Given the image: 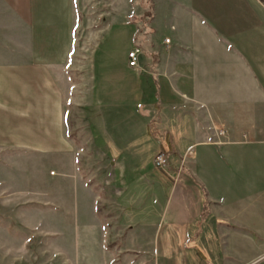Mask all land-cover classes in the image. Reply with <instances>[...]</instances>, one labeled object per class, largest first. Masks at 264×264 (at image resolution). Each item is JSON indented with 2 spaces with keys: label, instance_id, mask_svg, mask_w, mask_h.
Here are the masks:
<instances>
[{
  "label": "crops",
  "instance_id": "1",
  "mask_svg": "<svg viewBox=\"0 0 264 264\" xmlns=\"http://www.w3.org/2000/svg\"><path fill=\"white\" fill-rule=\"evenodd\" d=\"M148 2L152 15L135 11L134 0H0V152L52 158L59 172L50 176H83L94 198L99 180L127 203L161 197L152 264H192L187 247L204 226L218 230L222 264H264V0ZM86 31L93 47L128 38L117 62L106 48L110 78L98 89L90 81L87 97L77 90L86 130L78 144L65 129V101L79 85L67 70ZM152 117L162 138L151 135ZM161 150L164 176L152 166ZM108 237L137 244L113 228Z\"/></svg>",
  "mask_w": 264,
  "mask_h": 264
},
{
  "label": "rangeland",
  "instance_id": "2",
  "mask_svg": "<svg viewBox=\"0 0 264 264\" xmlns=\"http://www.w3.org/2000/svg\"><path fill=\"white\" fill-rule=\"evenodd\" d=\"M149 5L148 0H134L135 11L145 9L152 15ZM156 24L159 25L161 40L166 33V28H163L165 22ZM127 38L122 35L111 38L112 41L110 38L105 42L99 40L93 47L94 39L86 31L70 55L67 76L72 84L77 78L79 85L71 88L70 99L65 101V105L69 103L65 107V129L75 143L81 144L86 133L77 105V90H85L81 95L87 97L90 81L93 84L96 80L98 89L101 76L110 78L106 70V48L110 49L114 62H117L118 51L126 44ZM151 40L154 37L151 36ZM143 52L149 57L145 50ZM61 83L67 98L65 83ZM158 123L157 118H150L149 128L152 136L162 138V126ZM86 159L90 162L84 167L92 174L93 158ZM153 169L156 174L165 175ZM51 171L59 172L58 164L52 158L15 157L12 153L0 152V264H152L149 261L154 252L151 245L154 231L151 228L163 202L161 197H133L127 203L125 198L110 194L109 188L99 180L90 187L95 192L94 198L83 192L80 181L83 176L70 174V170L65 169L63 176L52 177L49 175ZM127 208L130 210L126 211ZM141 209L147 214L140 222ZM142 223L145 228L138 229ZM127 225L133 229H125ZM112 228L126 238L131 236V242L137 244L121 245V240L110 239L108 234ZM192 234L187 247L192 264H222V240L216 238L218 230L204 226ZM195 235L199 238L193 239Z\"/></svg>",
  "mask_w": 264,
  "mask_h": 264
},
{
  "label": "built area",
  "instance_id": "3",
  "mask_svg": "<svg viewBox=\"0 0 264 264\" xmlns=\"http://www.w3.org/2000/svg\"><path fill=\"white\" fill-rule=\"evenodd\" d=\"M168 43L169 40L168 39H163L162 44L165 46V51L169 52L168 49ZM139 49L134 47L132 48L128 53H127V65L130 68H135L137 66V59H138V54H139ZM219 135H222V132H218ZM152 166L153 168L162 171L165 173H167L168 171V153L165 150H161L159 152L156 153V155L153 157L152 160ZM184 166V159L181 160L178 169L175 171V177L177 178L180 173H181V169Z\"/></svg>",
  "mask_w": 264,
  "mask_h": 264
}]
</instances>
